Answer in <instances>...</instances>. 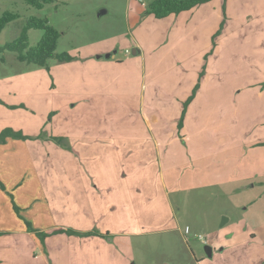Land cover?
Listing matches in <instances>:
<instances>
[{"label": "rangeland", "instance_id": "obj_1", "mask_svg": "<svg viewBox=\"0 0 264 264\" xmlns=\"http://www.w3.org/2000/svg\"><path fill=\"white\" fill-rule=\"evenodd\" d=\"M152 1L57 0L36 8L26 0H0V15L6 11L19 14L0 33V47L16 40L30 17L47 18L49 24L60 32L56 52H69L74 56L68 62L50 59L47 66H40L21 61L16 51L6 49L0 52V127L36 130L25 134L33 136L32 140L58 145V150L63 149L73 156L74 150L77 155L75 140L80 135L79 128L116 125L117 128L131 126L141 129L147 123L154 125L156 120L148 111L149 96L169 99L182 95L185 90V94L188 93L182 72L188 73L190 80H197L200 86L205 78L206 87L200 96H215L212 104L215 105V113L210 109L205 113L206 117L198 116L202 113L196 105V113L188 117L190 130L205 121L204 137L200 133L203 139L200 142L205 144L189 150L182 141L183 145L173 147H181L182 166L178 169L176 158H171L170 162L175 168L172 173L175 176L179 172L180 178L177 184L167 182V201L171 202L179 217L181 230L163 229L161 233L147 236V242L137 251V261L138 264H196V260L204 257V264H233L232 261L239 257L238 264H264V246L261 243L264 241V177L231 184H212L217 180L216 171L228 151L231 159L240 163L244 154L246 159H250L257 153L252 148L264 146V22L260 25L262 20L253 21L258 13L264 14V0H214L211 2L210 12L213 14L209 15L210 19L201 20L197 27L195 19L192 24L193 21H177L176 15L163 19L149 15L147 11ZM139 10L140 18H134ZM193 27L209 30L206 31L209 32L208 39L205 38L208 33L202 34V31L193 36L188 34ZM184 29L187 31L181 35ZM43 35V29H30L29 45L35 46ZM257 39L262 43L256 42ZM208 45V50L198 55L197 51ZM219 50L224 51L229 63L223 74L212 68L213 61L217 66ZM107 54H114V57L108 58ZM197 55L200 58L198 69H187ZM209 57L213 60L211 63L208 62ZM184 59L191 61L181 66L179 61ZM89 60H101L102 66L89 67ZM257 61L262 66V75L254 68ZM163 64V67H158ZM160 68L162 73H167L165 78L158 73ZM251 78L259 81L253 80V84L245 86L244 82ZM109 85L113 86L110 93L83 96L94 92V86ZM144 96H147V102H144ZM206 101L207 105L211 104L208 99ZM187 112L182 127L183 109L179 117L168 112L157 120L165 121L168 132L174 128L181 137ZM212 126H215L214 130ZM193 134L195 132H191ZM94 135L87 134L89 138ZM102 135L106 136V133ZM59 138H63L61 143L57 141ZM257 140L259 142L255 145ZM247 146L250 152L243 150ZM51 151L54 158L56 152L54 149ZM178 154L179 151L177 157ZM203 154L208 159L197 161V156ZM190 155L193 156L191 162ZM260 156L264 157L263 154ZM260 156L254 157L259 160ZM194 165L199 170L193 171ZM48 166L47 161L44 167ZM166 167L169 168L168 162ZM138 168V172L144 169L143 166ZM252 169L247 166L243 176L253 177L255 170ZM195 172L202 176L190 179ZM235 173L232 167L229 175ZM181 178H184L183 182ZM150 183L151 193L156 191V194L150 195L148 200L154 207L158 201H163L164 189L157 180L151 179ZM188 184L202 185L182 190ZM7 193L13 204L14 191L7 190ZM186 225L192 228L189 235L185 234ZM251 227L259 233L256 242H246L224 252L218 249L212 256L207 254L206 245L218 248L220 241L232 236L243 240ZM198 235L207 241L203 242ZM36 236L42 243L45 241L37 233Z\"/></svg>", "mask_w": 264, "mask_h": 264}, {"label": "crops", "instance_id": "obj_2", "mask_svg": "<svg viewBox=\"0 0 264 264\" xmlns=\"http://www.w3.org/2000/svg\"><path fill=\"white\" fill-rule=\"evenodd\" d=\"M212 1L214 0L169 16L176 15L175 19L182 20V23L193 21L192 24H194L195 19L197 27L201 20H209V15L213 14L210 12ZM140 14L141 10L134 15V18H140ZM201 14L202 17L199 16ZM255 20H262L260 25L263 24L264 14L258 13L254 16L253 21ZM187 29H184L181 35L186 33ZM198 31H202L203 34L209 30L203 31L202 28L200 30L193 27L189 29L188 34L193 36ZM207 33V36H204L206 40L209 37V32ZM256 42H260L259 39ZM208 48L209 45L200 48L201 51H197L198 55L205 53ZM218 52L217 66H214L215 61L211 57L208 62L213 61L212 68L223 74L229 68V63L224 51L219 50ZM198 55L195 61L187 66V69L193 71L198 69L200 59ZM113 57L114 54L110 58ZM185 59L179 61L181 66H184V62L191 61ZM89 61V67L102 66L99 63L102 62L101 60ZM161 66L163 67L164 64L158 65V67ZM254 68L259 70L260 75L263 74L262 66L258 61L254 63ZM161 69L158 73L163 74V78H165L167 73H162ZM182 76L185 78L183 84L188 89V93L185 94L186 90L184 91L185 95H174L169 99H166L165 96H155V98L149 96L148 111L149 115L156 120V124L147 123L143 127H146V130L131 126L117 128L116 125L79 128L80 135L75 140L77 155L74 150L73 156L63 149L58 150V145L48 144L47 141L9 138L5 143H0L1 182L7 190L14 191V202L20 207L22 216L31 222L34 228L49 233L42 243L36 233L28 231L25 220L19 217L14 210L7 190L0 188V232H4V234H0V264H138L137 251L147 242V236L161 233L163 229L181 230L179 217L171 202L167 201V182L174 181L177 184V179L180 178L179 172L175 176L173 174L175 168L170 163L171 158L178 160V169L182 166L181 147L176 149L173 147L180 146L182 141L187 144L189 150L205 144L200 142L203 140L200 138V133L204 137L203 133L207 129L205 121L199 122L191 130L188 124L190 122L188 117L190 114L196 113L195 109H198L195 108L196 105H199V111L202 113V115L197 113L198 116L206 117L205 113L210 109H213L215 113V105H212L215 96H200L206 87L204 78L195 99L187 108L188 112L182 129L183 136L178 137L174 128L168 132L165 121L157 120L168 112L174 113L176 117L180 116L185 100L197 83V80L195 81L193 78L190 80L188 73L182 72ZM253 80L259 81L251 78L248 82H244V85L248 86L251 82L253 84ZM112 87L111 85L94 86L92 87L94 92H88L83 96H94L102 92L110 93L113 91ZM5 97L12 98V96ZM143 99L144 102H147V96H144ZM206 99L211 104L207 105ZM223 108L222 104L221 114ZM241 109L244 113L243 107ZM145 117L147 118L146 111ZM4 127H0V131ZM14 128L22 130L24 133L36 131ZM211 129L214 130L215 126H212ZM191 132H195V134L191 135ZM103 133H106V136H103ZM87 134L95 135L89 138ZM257 142L259 140L254 144L256 145ZM187 147L185 148L187 149ZM53 149L56 152L55 160L51 157ZM196 149L198 150V148ZM252 149L257 153L248 154L251 155L250 159H246L247 155L244 154V159L240 163L236 159H231V153L228 151L227 157L223 156L224 162L216 171L218 173L217 180L212 184H231L250 178L260 180L259 177H264V157L260 156L261 154L264 156V146ZM177 150L179 151L178 157ZM243 150L251 151L248 146ZM257 155L260 156L259 160L254 157ZM189 157L190 162L193 161V156ZM202 159H208L207 155L197 156L196 160ZM47 161L49 166L45 168L44 165ZM166 162H168V169ZM140 166H143L144 169L138 172ZM247 166H251L252 170H255L253 177L243 176L247 172ZM196 167L194 165L193 171L199 170V168L195 169ZM232 167L235 168L236 173L230 176ZM180 173L183 176L182 172ZM201 176L199 172H195L190 179L194 177L199 179ZM151 179L157 180L164 189L163 201H158L154 207L148 200L150 195L155 196L156 194V191L151 193ZM183 179L181 178L182 182ZM201 185L188 184L182 190H189ZM62 228H73L82 232L96 230L109 233L110 236L53 233ZM252 228L243 240H238L236 238L238 236L235 238L232 236L220 241L218 248L211 245L212 255L218 249L224 252L246 242L259 240V233ZM191 233L192 228L189 234ZM261 243L264 246V241ZM191 249L193 251V248ZM143 260L145 258L142 255L141 261ZM205 261L203 257L200 261L196 260L195 263L204 264ZM239 261L238 257L232 263L238 264Z\"/></svg>", "mask_w": 264, "mask_h": 264}, {"label": "trees", "instance_id": "obj_3", "mask_svg": "<svg viewBox=\"0 0 264 264\" xmlns=\"http://www.w3.org/2000/svg\"><path fill=\"white\" fill-rule=\"evenodd\" d=\"M27 3L36 8H43L47 3H53L57 0H26ZM211 0H154L151 2L149 9L147 11L148 14H153L156 18H164L169 16L170 14H178L185 10H190L200 4L209 2ZM19 17L18 13L12 11H6L2 15H0V33L4 30V28L13 20ZM43 29L44 35L40 39V41L35 46L29 45V37L28 31L30 29ZM60 37V32L49 24V20L47 18H37L30 17L27 21V24L22 29L21 35L14 41L6 43L4 46L0 47V52L4 50H12L18 53V59L24 62L34 63L40 66H47L50 59H57L62 62H68L74 59V56L69 52H61L57 53V44L58 39ZM200 87V84L197 83L192 90V93L189 95L188 99L184 103L182 119L180 121V126L183 125V120L185 117V113L187 111V107L189 103L194 99L197 94V91ZM24 107V105H20ZM15 107V105L11 106ZM33 136L25 134L21 130H16L12 127H6L0 132V143H5L9 138H17V139H30ZM63 138L57 139L59 143L62 142ZM0 187L5 189V185L0 180ZM14 208L19 215V217L23 218L21 214L20 207L13 201ZM27 229L30 232H36L44 241L45 237L49 235V233L43 232L39 229H36L32 226L31 222L25 219ZM76 233L80 235H100L104 237H109V233H102L99 231H89L82 232L79 230H75L72 228H62L60 230H56L53 233ZM2 233V232H0Z\"/></svg>", "mask_w": 264, "mask_h": 264}, {"label": "water", "instance_id": "obj_4", "mask_svg": "<svg viewBox=\"0 0 264 264\" xmlns=\"http://www.w3.org/2000/svg\"><path fill=\"white\" fill-rule=\"evenodd\" d=\"M112 54H107V57L110 58ZM206 252L209 256H212L213 248L210 245L205 246Z\"/></svg>", "mask_w": 264, "mask_h": 264}, {"label": "built area", "instance_id": "obj_5", "mask_svg": "<svg viewBox=\"0 0 264 264\" xmlns=\"http://www.w3.org/2000/svg\"><path fill=\"white\" fill-rule=\"evenodd\" d=\"M185 232H186V234H189L191 232V228L189 226H186ZM198 238L203 240V242L207 241L202 235H198Z\"/></svg>", "mask_w": 264, "mask_h": 264}]
</instances>
